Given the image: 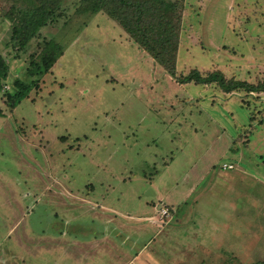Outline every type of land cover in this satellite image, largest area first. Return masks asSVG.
I'll return each mask as SVG.
<instances>
[{"label":"rangeland","instance_id":"obj_1","mask_svg":"<svg viewBox=\"0 0 264 264\" xmlns=\"http://www.w3.org/2000/svg\"><path fill=\"white\" fill-rule=\"evenodd\" d=\"M78 1L63 0L65 15L19 48L10 35L15 0H0V55L9 65L3 89L12 91L13 79L38 60L42 41L62 47L13 108L0 92V264H67L70 254L72 264H121L130 252L123 235L162 238L145 214L159 229L196 219L187 206L172 215L181 198L156 197L188 192L190 184L197 191L214 178L208 163L220 175L197 193L205 208L225 180L246 196L255 179L264 180V91L179 80L217 71L264 87V0H182L174 76L104 12H76ZM236 200L215 205L202 225L215 245H193L201 231L189 232L184 247L172 240L182 264H264L258 202ZM105 225L117 226L121 239L104 236Z\"/></svg>","mask_w":264,"mask_h":264},{"label":"trees","instance_id":"obj_2","mask_svg":"<svg viewBox=\"0 0 264 264\" xmlns=\"http://www.w3.org/2000/svg\"><path fill=\"white\" fill-rule=\"evenodd\" d=\"M63 0H15L11 5L9 19L14 21L11 30L19 48L39 36L58 17L65 15ZM182 0H79L75 5L78 13L104 12L116 21L132 40L152 59L174 76L178 31L181 24ZM14 7V9H13ZM38 60L30 59L22 76L12 81L13 90L3 89L9 65L0 55V92L7 106L13 108L27 97L33 87L39 86L43 75L49 72L55 60L62 54V47L53 39L42 41ZM181 83L191 82L218 85L224 92L247 89L248 92L264 91V87L248 83L246 80L225 79L220 72L202 75L198 70L180 77ZM249 264H260L249 263Z\"/></svg>","mask_w":264,"mask_h":264},{"label":"crops","instance_id":"obj_3","mask_svg":"<svg viewBox=\"0 0 264 264\" xmlns=\"http://www.w3.org/2000/svg\"><path fill=\"white\" fill-rule=\"evenodd\" d=\"M210 166H212L211 163H208L206 165L207 168H212L211 175L214 174V178L212 177V179L208 183H205L203 186L199 187V189L197 188V191L193 190L190 193V191L193 189V188H191L192 184H190L188 192L187 191L182 192L181 194H178L176 196H171L168 194H165V195L161 194V195L156 197V200L166 202L164 204H171V203H169L170 199H174V197H175V199L181 198L180 200H178V204L176 206L177 209H176L175 213L172 215L174 216L175 214H177L178 211L181 210V212H182L184 210L183 214L181 215V216H183L185 211H186V206H187L188 210L192 207V209L189 211V214H187V215H188V217L190 216V217H194V218L196 216V219H192V220L189 219V221H192L194 224L192 223V225H191V224H189V221H186L183 223L181 222L179 224L176 223V224H174L175 226H170L171 225L170 224L168 227H164V229H159V226L156 225V223H159V225H160L161 222L152 223V220H153L152 219L153 216H151L152 213L145 214L142 218L149 221L152 226L158 227V231L162 232V238L160 239V241L159 240L155 241V239H153V236H150V237L146 238V240L140 239L141 241L138 242L137 237L140 236V234L138 235L139 231H137V234L134 233L132 235L133 237L132 236L129 237L128 235H123V237L125 239L129 240V245L127 246V248H128V251H130V252L128 253L129 255L125 256L126 259L124 261L120 260L121 264H182L183 261L182 262L179 261V255H178L179 249L177 250L175 243L180 244L182 247L187 246L186 244H188V241L192 240V236L191 235L188 236L189 232L192 233V232L201 231L202 232L201 234L204 238V239L201 238L198 242L196 240V242L192 243L193 245L200 246V247H202L201 249H203L206 246L205 244L215 245L216 242L213 239L208 240V237H209V236H207L208 232L202 230V225L204 224V222L211 219V217H210L211 211L216 210L217 207H219V205L221 203H222V208H223V206L224 207L225 206L226 207L231 206L232 202L225 203V201H230V199H234V200L244 199V196L246 197V199L247 198L248 199L253 198L256 202L259 203V204L257 203V205L259 206L258 207L259 212L264 217V213H262L260 210L261 206H262L261 204H262V202H264L262 200L264 198V180H262V179L261 180L255 179V181L253 182L254 187L252 185L248 190V196H246V194L242 188H236V190H233L232 189L233 185L231 187H229V185L231 183H229V185H228L226 180L221 182V185H222L221 193L218 194V197H220V198H218V200H216L215 198L212 197V195H209L210 200L207 199V202H209L208 203L209 205L207 206V208H205L204 199H202L203 196L197 195V193L199 192V190H206L207 188L209 189L212 182H214V180L217 178V176L220 175V172L218 169L214 170L213 166L212 167H210ZM224 170H226V169H224ZM238 192H240L239 195L237 194ZM190 194H191V198L189 199L188 196ZM233 195H235V196H233ZM148 199L149 198L145 199V201H144L146 204H149ZM189 201H190V203H189ZM150 205H151L152 209L155 211V207H153V205L151 203H150ZM154 206H156V205H154ZM201 207L205 208L204 212L199 210V208H201ZM171 219H173V217H171ZM167 224H166V226H167ZM72 231L73 232H71V234H73V235H76L78 233L77 230H74L73 228H72ZM101 231L103 232L104 236L113 235L114 237H118L121 239L120 234H122V233L118 229V227L115 225L102 226ZM176 231H180L177 238L175 237V235L177 234ZM97 232H98V230L96 229L92 233L93 237H95L94 235H96ZM171 232H173L172 235L170 234ZM164 233H165V235L163 236ZM104 236H102L103 239H104ZM99 238H101V237H99ZM73 239L74 238H72V242H73ZM88 241L89 242H95V241H91L90 239ZM122 241H123V239H122ZM178 241H180V243ZM151 242H154V244L153 245L150 244ZM171 243H172V246L174 247V251L167 247L168 245H171ZM155 249H157V250H155ZM59 255H60V260H61V258H62L61 252L59 253ZM196 260H198V263L200 260V263H201V259L198 258ZM66 261H67L66 262L67 264H72V262H74V260H72V254H70V256H67ZM76 262H77L76 264H88L87 260L86 261L85 260L76 261ZM103 262L104 261L102 259H100L96 263L97 264H103ZM206 262H208V261H204L203 263H206Z\"/></svg>","mask_w":264,"mask_h":264},{"label":"built area","instance_id":"obj_4","mask_svg":"<svg viewBox=\"0 0 264 264\" xmlns=\"http://www.w3.org/2000/svg\"><path fill=\"white\" fill-rule=\"evenodd\" d=\"M223 166H224V167H228V168L231 167V165H223ZM161 214H163V215H165V216H168V210H167V209H163L162 212H161Z\"/></svg>","mask_w":264,"mask_h":264}]
</instances>
